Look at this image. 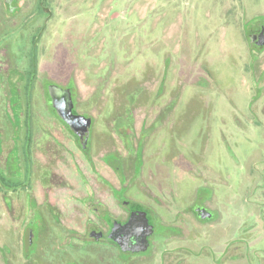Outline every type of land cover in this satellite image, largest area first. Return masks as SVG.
Listing matches in <instances>:
<instances>
[{
    "label": "rangeland",
    "instance_id": "obj_1",
    "mask_svg": "<svg viewBox=\"0 0 264 264\" xmlns=\"http://www.w3.org/2000/svg\"><path fill=\"white\" fill-rule=\"evenodd\" d=\"M48 9L41 78L74 86L78 112L94 119L91 143L104 146L100 174L159 219L158 258L134 264H264V50H251L246 29L264 18V0H54ZM108 152L123 173L106 168ZM79 163L83 185L68 164L67 223L87 237L91 194L124 214ZM202 205L215 221L195 218Z\"/></svg>",
    "mask_w": 264,
    "mask_h": 264
},
{
    "label": "flooded vegetation",
    "instance_id": "obj_2",
    "mask_svg": "<svg viewBox=\"0 0 264 264\" xmlns=\"http://www.w3.org/2000/svg\"><path fill=\"white\" fill-rule=\"evenodd\" d=\"M52 1L0 0V264H19L20 260L29 264H67L68 257L71 264H134L147 259L148 253H156L158 258L155 238L159 219L151 210L128 200L125 190H115L100 174L96 148L103 145L91 143L94 119L78 112L74 86L40 76V46L50 22L42 17L43 13L52 14L48 9ZM25 5L32 7L28 13L23 11ZM254 21L246 25L248 42L251 50L263 51L264 45L256 42L264 34V18ZM51 87L62 93L71 90L73 114L92 118L87 137L77 136L53 107ZM56 100L63 102L64 95L57 94ZM69 139L73 140L70 143L74 149H70ZM136 156L141 162L139 153ZM79 161L86 162L90 174L108 189L124 214L114 215L91 194L88 197L90 204L95 202L91 207L96 215L95 220L86 223L87 237L79 224L67 223L68 164L73 165L83 185ZM101 161L114 173L124 172L115 152L102 155ZM201 211L213 216L204 218ZM142 212L148 224L129 225L132 215ZM192 213L201 223L217 218L204 205L193 206ZM69 229L76 233L69 235ZM90 251L96 260L83 259L82 253ZM124 257L130 262H125Z\"/></svg>",
    "mask_w": 264,
    "mask_h": 264
},
{
    "label": "water",
    "instance_id": "obj_3",
    "mask_svg": "<svg viewBox=\"0 0 264 264\" xmlns=\"http://www.w3.org/2000/svg\"><path fill=\"white\" fill-rule=\"evenodd\" d=\"M264 34L260 36V40L256 42L258 45H264ZM57 88L51 87V96L53 98V107L56 109V111L59 113V115L66 121L68 126L72 129V131L79 137H82L85 135V137L88 136L89 130L92 125V118L91 117H84L82 115H74V103L72 98L71 90H67L66 92L62 93L61 89H57L58 91H55ZM64 95L65 100L63 102H60L57 99V94ZM62 103V107L61 106ZM201 216L204 218L211 217L212 214L209 212L201 211ZM136 223V224H143L147 225V217L144 212L138 213L135 215H132L131 220L129 222V225ZM128 225V226H129ZM151 234L150 232L147 233L145 236V240L147 237Z\"/></svg>",
    "mask_w": 264,
    "mask_h": 264
}]
</instances>
